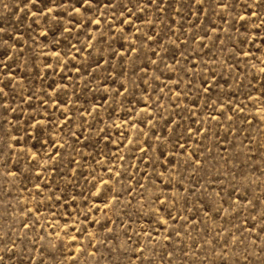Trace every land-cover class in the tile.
Wrapping results in <instances>:
<instances>
[{
  "label": "rangeland",
  "instance_id": "rangeland-1",
  "mask_svg": "<svg viewBox=\"0 0 264 264\" xmlns=\"http://www.w3.org/2000/svg\"><path fill=\"white\" fill-rule=\"evenodd\" d=\"M0 256L264 264V0H0Z\"/></svg>",
  "mask_w": 264,
  "mask_h": 264
},
{
  "label": "snow or ice",
  "instance_id": "snow-or-ice-1",
  "mask_svg": "<svg viewBox=\"0 0 264 264\" xmlns=\"http://www.w3.org/2000/svg\"><path fill=\"white\" fill-rule=\"evenodd\" d=\"M153 2H155V0H153ZM253 15H255V13H253ZM73 239H75V237H73ZM3 259H4V257L3 256H0V261H2Z\"/></svg>",
  "mask_w": 264,
  "mask_h": 264
}]
</instances>
